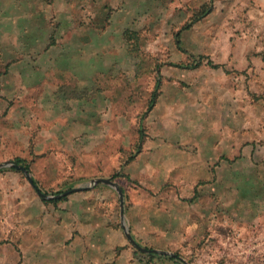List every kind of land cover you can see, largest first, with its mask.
<instances>
[{"label": "rangeland", "instance_id": "rangeland-1", "mask_svg": "<svg viewBox=\"0 0 264 264\" xmlns=\"http://www.w3.org/2000/svg\"><path fill=\"white\" fill-rule=\"evenodd\" d=\"M4 163L0 264L70 255L90 212L145 264H264V0H0ZM183 199L193 240L137 239Z\"/></svg>", "mask_w": 264, "mask_h": 264}, {"label": "crops", "instance_id": "crops-1", "mask_svg": "<svg viewBox=\"0 0 264 264\" xmlns=\"http://www.w3.org/2000/svg\"><path fill=\"white\" fill-rule=\"evenodd\" d=\"M188 202L190 200L183 199L178 202L167 203L164 208H157L156 206L154 209L152 207L153 213L156 215L153 225L149 221L151 217L149 211H145L150 207H146V205L140 207V223L137 225L133 219L130 220L132 228L137 225V228H134L139 236L137 239H143L145 242L148 240L147 234L153 233L155 243L161 247L189 241V238L193 240V235H186L190 233L189 225L194 224V218L188 215L187 210L192 207ZM94 215L95 219L93 212L85 213L86 221L82 224L77 223L80 232L74 235L70 244L65 247L70 250V255L67 254L62 257L61 254H56V248L61 245L60 240L57 241L54 235H49L46 255L44 256L48 257L46 264H145V259H139L134 247L129 245L120 233L106 227L103 224V219L97 217L98 214ZM170 220L174 221L169 222ZM198 235V233L195 234V240L199 239Z\"/></svg>", "mask_w": 264, "mask_h": 264}, {"label": "water", "instance_id": "water-1", "mask_svg": "<svg viewBox=\"0 0 264 264\" xmlns=\"http://www.w3.org/2000/svg\"><path fill=\"white\" fill-rule=\"evenodd\" d=\"M5 165H10V163L0 164V166H5ZM13 166H15L16 168H20V169L24 170V167H23V166H20V165H17V164H13ZM29 181H30V183H31L33 186H35L31 178H29ZM97 181H102V182H104V183H106V184H108V185H111V186L116 187V184H115L114 182H112L111 180H108V179H99V180H97ZM117 189H118L119 193L122 194L121 190H120L118 187H117ZM38 193H39L41 196H45V195H44L43 193H41L40 191H38ZM127 237H128V239H129V241H130L134 246H136L140 251L145 252V253H153V252L155 253L156 250H151V249L142 248V247L138 246V245L135 243V241L131 238V236L129 235V233H127ZM158 253H159V254H166L165 252H158ZM168 256H175V254H168Z\"/></svg>", "mask_w": 264, "mask_h": 264}, {"label": "trees", "instance_id": "trees-1", "mask_svg": "<svg viewBox=\"0 0 264 264\" xmlns=\"http://www.w3.org/2000/svg\"><path fill=\"white\" fill-rule=\"evenodd\" d=\"M154 99H155V93H154V91L152 92V94H151V97H150V100H149V103H148V108L153 104V102H154ZM15 163H17V164H19V163H21L22 162V160L20 159V158H16L15 160ZM25 169H28V167H27V165H25V166H23ZM135 252L136 253H138V254H140V255H145V256H148V258H153V256L155 255V254H152V253H149V254H147V253H142V252H140V251H138V250H135ZM168 259H171V260H176L178 257L175 255V256H166Z\"/></svg>", "mask_w": 264, "mask_h": 264}]
</instances>
